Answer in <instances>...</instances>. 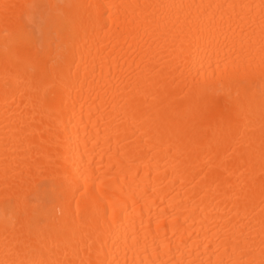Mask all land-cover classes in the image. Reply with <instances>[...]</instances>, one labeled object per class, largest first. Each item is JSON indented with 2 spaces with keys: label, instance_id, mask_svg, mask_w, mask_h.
Returning <instances> with one entry per match:
<instances>
[{
  "label": "bare ground",
  "instance_id": "6f19581e",
  "mask_svg": "<svg viewBox=\"0 0 264 264\" xmlns=\"http://www.w3.org/2000/svg\"><path fill=\"white\" fill-rule=\"evenodd\" d=\"M0 264H264V0H0Z\"/></svg>",
  "mask_w": 264,
  "mask_h": 264
}]
</instances>
